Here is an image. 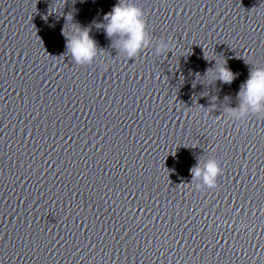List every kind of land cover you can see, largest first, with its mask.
I'll list each match as a JSON object with an SVG mask.
<instances>
[{"label": "clouds", "instance_id": "obj_1", "mask_svg": "<svg viewBox=\"0 0 264 264\" xmlns=\"http://www.w3.org/2000/svg\"><path fill=\"white\" fill-rule=\"evenodd\" d=\"M104 20L107 21L103 25L106 35L109 38L118 37V50L124 51L127 59L137 57L151 44L144 11L134 2L118 0L112 10L104 16ZM66 40V48L78 66L91 65L99 54L97 44L88 29H78L76 34L67 36ZM170 50V43L164 39L155 47L157 55H163ZM216 72L215 79L223 83L230 84L235 78V74L226 66V61L218 64ZM238 97L239 105L228 110L231 118L241 123L245 122L249 115L264 118V67L251 64L249 78L241 86ZM191 173L194 179L202 178L203 185L214 189L218 186V177L222 175L223 169L217 159H208L203 166L197 163ZM201 188V184L195 186L197 191Z\"/></svg>", "mask_w": 264, "mask_h": 264}]
</instances>
